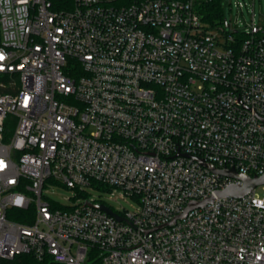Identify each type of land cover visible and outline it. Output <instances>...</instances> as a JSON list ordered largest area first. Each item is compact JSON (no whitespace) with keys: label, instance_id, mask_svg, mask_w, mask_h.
I'll return each instance as SVG.
<instances>
[{"label":"built area","instance_id":"1","mask_svg":"<svg viewBox=\"0 0 264 264\" xmlns=\"http://www.w3.org/2000/svg\"><path fill=\"white\" fill-rule=\"evenodd\" d=\"M66 4L0 0V258L264 264V185L218 197L243 180L194 158L264 173V25L211 26L194 0Z\"/></svg>","mask_w":264,"mask_h":264},{"label":"rangeland","instance_id":"2","mask_svg":"<svg viewBox=\"0 0 264 264\" xmlns=\"http://www.w3.org/2000/svg\"><path fill=\"white\" fill-rule=\"evenodd\" d=\"M242 3V7H238V3ZM225 16L233 25L239 26L243 31L246 27L250 26L252 21L257 25H264V0H223ZM89 197L100 198L102 197L109 205L115 209H128L130 211L135 209V203L132 199L128 200H112L108 198L104 192L99 189H87ZM48 196L54 199L60 206H73L74 199L77 191L69 189L65 186H53L47 192ZM83 199L77 201L82 203Z\"/></svg>","mask_w":264,"mask_h":264},{"label":"water","instance_id":"3","mask_svg":"<svg viewBox=\"0 0 264 264\" xmlns=\"http://www.w3.org/2000/svg\"><path fill=\"white\" fill-rule=\"evenodd\" d=\"M227 25H229V23ZM194 158L198 160L202 165L210 168L213 172L220 173V174L230 176V177H237L243 180L242 184H231L225 189L217 191L218 197H228V196L244 197L250 192H252L254 189H256L257 187L264 185V173L254 174L253 176L250 174H241V173H238L237 170L233 167L217 168L214 164L210 162H206L203 158H200V157H194ZM213 201H214V196H210L201 201H195V200L190 201L185 207L183 213L176 216L169 223V225L174 224L177 219L186 216L190 210L205 206L207 203H210ZM95 206L100 209L105 210L106 212L110 214L117 216L109 207L105 205H95Z\"/></svg>","mask_w":264,"mask_h":264},{"label":"trees","instance_id":"4","mask_svg":"<svg viewBox=\"0 0 264 264\" xmlns=\"http://www.w3.org/2000/svg\"><path fill=\"white\" fill-rule=\"evenodd\" d=\"M55 8H64L67 0H51ZM196 8L202 19L215 26L222 24L226 18L223 0H194ZM18 220L24 221V218L17 217ZM0 264H43L33 254L24 253L17 255L14 259L5 260L0 258Z\"/></svg>","mask_w":264,"mask_h":264}]
</instances>
